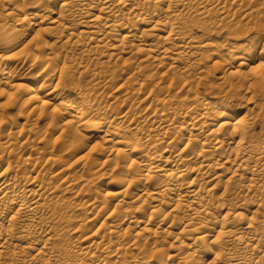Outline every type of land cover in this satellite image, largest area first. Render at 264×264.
<instances>
[{
	"label": "bare ground",
	"instance_id": "obj_1",
	"mask_svg": "<svg viewBox=\"0 0 264 264\" xmlns=\"http://www.w3.org/2000/svg\"><path fill=\"white\" fill-rule=\"evenodd\" d=\"M252 1L0 0V264H264V40L195 33Z\"/></svg>",
	"mask_w": 264,
	"mask_h": 264
},
{
	"label": "rangeland",
	"instance_id": "obj_2",
	"mask_svg": "<svg viewBox=\"0 0 264 264\" xmlns=\"http://www.w3.org/2000/svg\"><path fill=\"white\" fill-rule=\"evenodd\" d=\"M8 1L9 0H3V3H8ZM257 4H258L257 2L252 1L249 4H246V6H242L240 8H237L234 11V20L229 21V22H225V23L223 22L220 25L219 24L213 25V26L211 25L210 27L206 28L207 30H199V32H195V33L199 36L204 35L206 37L207 42H209L211 44V46L214 43H215V46H217L220 43L221 44L228 43V42L231 43L232 46L231 45L227 46L222 51V53H223V55H225V57H228V55L239 54L240 52L237 51L235 44L240 43V42H245L248 40H260V39L264 40V9H263L264 6L263 5L261 6L259 4L257 7L256 6ZM247 5H249V6H247ZM258 8H260V9L258 10ZM246 9L247 10L251 9L250 11H252L254 13L256 12V13L255 14L253 13L252 19L249 21L240 20L241 15L243 14V12ZM32 38H33V35H30V34L25 36L24 39L22 40L23 42L19 44L17 49H20L22 47V45H25L26 43L30 42L32 40ZM17 49L13 50L12 52L17 51ZM210 52H208V53H210ZM208 53L204 54L203 57L207 60H204L202 65H203V67L211 69V68H213L212 67L213 62L212 61L209 62V60H208L209 58L207 56ZM117 62H115L117 65L118 64L122 65L124 60L123 61L119 60ZM112 63H114V61ZM234 65H236V63ZM238 65L239 64L237 63V65L235 67H237ZM65 68H66V70H68L69 76L64 78L63 82H64V84H66L68 90L70 91V96H71L70 99H77V96H78V97H82L81 99H83V101H89V102H92L95 104L99 103L101 101V98L99 97L98 92L96 90H94V88L89 86V78L86 76V74L84 73V71L82 69H77L75 67H72V62H65V63H59V65H57L55 67V70L57 72H60L62 69L64 70ZM244 68H246V67H244ZM72 75L75 77V81L73 83L71 82V79H70V76H72ZM207 75L208 74H206L204 76H207ZM210 77H209V80H210ZM211 81H216V79L211 77ZM112 86H114V85H112ZM200 90L202 92H204V96H203L204 99H207L210 101L213 100L212 97H214L217 93L216 88L201 87ZM79 92H82L83 95L80 94ZM81 99H79V100H81ZM4 102H5V100L3 99L0 102V104H3ZM257 102H261V101H257ZM121 103L122 102L118 101L116 104H118L119 105L118 107H120ZM16 111H17V108H11L9 110V112L11 114L16 113ZM254 111L256 113L257 111H260V108L258 109V107H255ZM245 113H246V110H245V108H243V109H240V112L237 113L238 115H236V116L239 118H242L245 115ZM91 115H93V114H91ZM260 120H259V125H257V128H256V133L258 134L261 141H263L264 140V131L261 130L262 126L260 125V122H261ZM105 183H106V179H103L99 183H97L100 190L101 191L103 190V193H105L107 191L114 190L112 184L106 185Z\"/></svg>",
	"mask_w": 264,
	"mask_h": 264
}]
</instances>
